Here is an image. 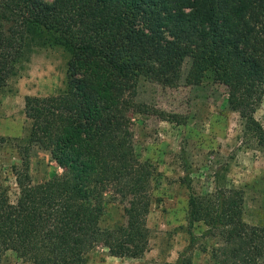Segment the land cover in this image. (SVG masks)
I'll return each instance as SVG.
<instances>
[{
  "label": "trees",
  "instance_id": "obj_1",
  "mask_svg": "<svg viewBox=\"0 0 264 264\" xmlns=\"http://www.w3.org/2000/svg\"><path fill=\"white\" fill-rule=\"evenodd\" d=\"M46 43L70 54L66 84L26 95L24 113L29 143L63 171L33 183L24 150L12 200L0 168V264L7 251L34 264H85L100 243L113 256L146 251L155 168L137 157L131 128L132 113L150 112L136 100L141 76L175 86L190 59L185 83L212 72L243 133L264 139L254 115L264 94V0H0V92ZM108 192L125 200L126 221L103 229ZM243 202L241 189L220 187L188 199V227L203 222L202 235L221 240L216 264H264V226L243 219Z\"/></svg>",
  "mask_w": 264,
  "mask_h": 264
},
{
  "label": "rangeland",
  "instance_id": "obj_2",
  "mask_svg": "<svg viewBox=\"0 0 264 264\" xmlns=\"http://www.w3.org/2000/svg\"><path fill=\"white\" fill-rule=\"evenodd\" d=\"M69 56L61 45H37L0 92V168L12 200L18 193L14 169L21 166L24 150L28 152L33 183L63 171L49 151L29 143L31 120L24 113V97L62 90ZM189 65L190 59L186 58L175 86L141 76L136 88V100L145 103L150 112L131 114L135 152L141 161L155 168L146 218L148 248L137 257H120L110 255L100 243L87 254L85 264H167L182 255L186 264H216L211 249L221 243L220 238L202 235L206 228L203 222L190 228L187 221L190 195H210L216 187L241 189L243 219L264 226V139L259 141L243 133L242 119L228 106L227 87L212 72H206L199 84H186ZM159 111L167 118L163 119ZM254 115L264 129V94ZM126 208L123 198L106 193L101 228L125 224ZM190 232L194 238L188 248ZM1 264L34 263L7 251Z\"/></svg>",
  "mask_w": 264,
  "mask_h": 264
}]
</instances>
